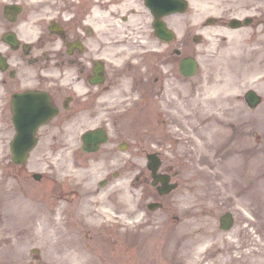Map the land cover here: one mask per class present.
<instances>
[{
	"label": "rangeland",
	"instance_id": "rangeland-1",
	"mask_svg": "<svg viewBox=\"0 0 264 264\" xmlns=\"http://www.w3.org/2000/svg\"><path fill=\"white\" fill-rule=\"evenodd\" d=\"M238 60H210L203 82H197L198 76L181 79L174 88L176 96L164 104L129 109L126 137L161 148L163 167L173 169L179 180L162 197L163 206L153 210L140 206L144 199H159L149 183L104 188L97 183L107 168L119 169L123 178L144 171L145 150L133 148V156L119 154L113 162H97L103 157L97 156L78 170L77 155L36 154L46 148L49 138L43 137L27 161L16 165L9 161L10 129L0 116V200L21 196L35 201L49 216L48 228L60 224L65 234V239L55 237L49 243L32 235L13 249L0 237V264H83L87 252L101 247L116 255L98 260L101 264H193V253L200 254L196 250L204 243L206 254H214V264H264V211L257 196L264 177V58H248L250 63L241 59V66ZM217 81L215 93L202 99L204 88ZM233 87L239 89L230 97ZM249 87L263 96L255 108L237 98ZM156 110L160 112L155 116L164 120L151 119ZM123 159L127 161L121 164ZM33 171L42 178L35 180ZM54 177L63 181L61 186L51 184ZM95 187L104 189L107 197L95 193ZM84 192L105 198L111 219L78 226L74 207L85 198ZM225 210L234 218L228 229L218 223ZM248 239L252 247L244 250L242 241Z\"/></svg>",
	"mask_w": 264,
	"mask_h": 264
},
{
	"label": "flooded vegetation",
	"instance_id": "flooded-vegetation-1",
	"mask_svg": "<svg viewBox=\"0 0 264 264\" xmlns=\"http://www.w3.org/2000/svg\"><path fill=\"white\" fill-rule=\"evenodd\" d=\"M171 5L181 8L182 0H0L2 117L11 125L12 103L21 109L48 104L56 111L35 131L37 142L49 138L36 154L67 152L85 163L100 154L101 162L114 160L121 146L144 150L143 140L123 136L129 109L170 99L182 79L184 55L197 59L196 73L214 59L264 58V0H187L185 11L159 8ZM154 12H161L167 32L152 27ZM98 127L106 139L97 151L86 152L83 133ZM110 173L118 171L105 180L118 181ZM125 179L129 186L148 183L149 170ZM251 247L249 239L242 241L241 248Z\"/></svg>",
	"mask_w": 264,
	"mask_h": 264
},
{
	"label": "bare ground",
	"instance_id": "bare-ground-1",
	"mask_svg": "<svg viewBox=\"0 0 264 264\" xmlns=\"http://www.w3.org/2000/svg\"><path fill=\"white\" fill-rule=\"evenodd\" d=\"M165 32H167L166 29H164V33ZM189 64L190 62L185 60L184 65L188 66ZM219 85L220 84L218 81L217 83H213L209 89L206 90L202 99H204L208 94L215 93L214 91L216 88L218 89ZM232 91L233 89L231 88L230 93H228L231 95L230 97H233L231 93ZM194 96L195 93L193 92V99ZM79 169L80 168H78V170ZM249 175H252V173L249 172L247 176ZM87 193L89 192H84L83 196H85ZM258 195H261L262 210L264 211V177L261 179L260 187H257V196ZM106 201L107 200L103 197H97L89 194L86 195L85 198L79 201L74 207L76 210L75 214L78 216L76 217L77 223L82 222L85 224L90 221L101 222L103 217L106 219H111V216L108 212L109 206L107 205ZM0 213L2 214L0 217V237L9 241L6 246L11 245L10 249L18 247L17 244L20 241L32 235H40L44 243L54 242L55 237L56 240L65 239V234L62 235L60 232V224H57L56 228H54L52 231L50 228H48L47 219L49 216L47 212H45L41 206L33 200L25 199L21 196L13 198L6 196L0 200ZM36 222H38L37 225ZM189 223L190 221L187 222V224ZM101 248L90 251V253L87 252L85 255V262L83 264H101L99 262L101 260H111L112 257H116V255H110L107 248ZM109 264L118 263L111 261Z\"/></svg>",
	"mask_w": 264,
	"mask_h": 264
},
{
	"label": "water",
	"instance_id": "water-1",
	"mask_svg": "<svg viewBox=\"0 0 264 264\" xmlns=\"http://www.w3.org/2000/svg\"><path fill=\"white\" fill-rule=\"evenodd\" d=\"M246 95H247V99L249 101V104H251V105H255L256 102L259 100V96L252 91H248ZM19 123H20L19 120H17L16 124L18 125ZM24 136H25L24 134H17V137H15V140L11 141V150L13 153L12 160H14L15 162H22V161H24V159L26 157L25 150H22L20 148V142H22V140H24V139H27V137H28V135L25 137ZM29 144H31V140H30ZM24 148H25V146H24ZM34 175H35V177L40 176L39 173H35ZM172 186H173V184H169L162 191H167ZM154 205H155L154 203L149 204L150 207H153ZM220 219H221V222H226L228 220V213L221 215ZM229 224H230V222L228 221L225 224H221V225L224 227H228Z\"/></svg>",
	"mask_w": 264,
	"mask_h": 264
}]
</instances>
